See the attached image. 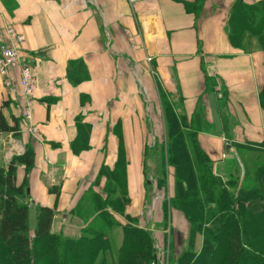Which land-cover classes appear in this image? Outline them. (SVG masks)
I'll return each mask as SVG.
<instances>
[{"label": "crops", "instance_id": "1", "mask_svg": "<svg viewBox=\"0 0 264 264\" xmlns=\"http://www.w3.org/2000/svg\"><path fill=\"white\" fill-rule=\"evenodd\" d=\"M234 1L0 0V43L7 27L21 34L19 54L35 78L31 132L21 118L17 69L13 93L0 77V112L18 128L0 132V167L31 148L32 165L26 173L16 164L14 178H25L29 210L54 208L52 232L80 236L88 223L101 225L98 204H125L122 214L101 210L120 224L164 221L187 234L181 212L164 218L156 157L144 155L164 140L160 94L185 116L186 130L196 129V144L224 179L234 145L264 139L257 96L264 56L255 38L244 49L229 42ZM173 176L169 167L167 197Z\"/></svg>", "mask_w": 264, "mask_h": 264}, {"label": "trees", "instance_id": "2", "mask_svg": "<svg viewBox=\"0 0 264 264\" xmlns=\"http://www.w3.org/2000/svg\"><path fill=\"white\" fill-rule=\"evenodd\" d=\"M227 36L234 47L241 49L246 39L255 38L264 56V0L251 4L235 0L228 14ZM257 96L264 109V82ZM160 103L165 138L161 144L146 147L144 155L156 157L158 176L154 186L162 195L164 218L168 210L175 209L188 222L186 246L173 264H264V158L251 166L244 164L240 175L229 172L224 179L196 144V129H185V116L178 114L163 94ZM17 129V124L8 125L0 112V132L15 133ZM234 146L264 151V139ZM32 153L27 146L22 154L11 158L6 168L0 167V264H149L153 257L150 234L129 221L121 226L107 212V230H101L100 225L93 234L71 238L51 231L54 208L37 206L30 233L26 181L24 178L16 184L14 172L16 164L22 163L27 173ZM169 167L174 182L172 195L167 197ZM117 171L119 165L116 173L106 171L108 179H114ZM107 205L122 210L125 204H98L100 209ZM110 225L119 226L122 237L117 258L105 262ZM197 236L201 241L195 251ZM89 247L92 253H88Z\"/></svg>", "mask_w": 264, "mask_h": 264}, {"label": "rangeland", "instance_id": "3", "mask_svg": "<svg viewBox=\"0 0 264 264\" xmlns=\"http://www.w3.org/2000/svg\"><path fill=\"white\" fill-rule=\"evenodd\" d=\"M246 41H248V39H246ZM164 138H165V134L163 136V139ZM191 142H192V140L188 139L189 145H191ZM237 153H238V155H236V157L234 156L233 159H230V161L228 162V164H230V165L227 168V171H226L227 173L232 172L235 174L238 173L240 175L241 171H242V166L244 164H246L247 166H251L252 163L260 162L264 158V151H262V150H253V149L252 150H245V149L243 150V149L238 148ZM152 164L154 166H157L156 159H155V161L152 162ZM161 198H162V195L160 194L159 199L161 200ZM107 206H110V205H107ZM31 207L32 208L29 210V215H28V217H29L28 226H29L30 233H32L31 229L33 228V225L35 223V210H36L35 205H32ZM111 209L113 211H117V212L122 214L121 210H119V209H114L112 207H111ZM98 211L99 212H98L97 217L99 216L98 217L99 219L97 218L96 222H100L101 230H107L108 224L105 223V220H104L106 211L101 210L100 208H98ZM101 212H102V214H101ZM128 219H129L128 221L131 223V225L138 226V225H136V222L131 217H128ZM125 224L126 223H122L121 226L125 225ZM115 227L116 226L110 225L109 229L112 228V230H114ZM138 227H141L144 230H146L148 232V234H150V238L152 240L151 249L153 252V257L149 260V264H173L175 258L179 255V253L186 246L187 234L184 236V234L180 235L179 232L174 233L173 231H171L170 226H168V224L165 223L164 221H162V223H160V224L148 223L146 227H145V225L138 226ZM97 229H99V227H95V224L93 222L88 223L84 227L82 234L85 236L86 235L88 236L90 234L95 233V231ZM61 235H63V234H61ZM65 236H67V235H65ZM107 236H108V245H107V249L104 250L103 258H104L105 262H111L112 260H115L117 258L116 254L118 253V247H119V244L121 242V237H122L121 228L118 229L117 231L112 232V233L109 232ZM69 237L77 238L78 236L74 235V236H69ZM173 238H174V242H173ZM200 239H201L200 236H197L195 239V246H194L195 251H198V249H199L200 241H201ZM88 250H89L88 253L89 252L92 253V250L90 247L88 248ZM154 257H156V261H154ZM99 260H101V258Z\"/></svg>", "mask_w": 264, "mask_h": 264}, {"label": "built area", "instance_id": "4", "mask_svg": "<svg viewBox=\"0 0 264 264\" xmlns=\"http://www.w3.org/2000/svg\"><path fill=\"white\" fill-rule=\"evenodd\" d=\"M5 33L6 41L0 43V77L7 91L13 93L16 87L12 72L17 69L18 79L16 82L22 97L21 118L26 122L28 129L34 132L35 127L31 124V118L35 78L30 61L19 54L23 36L12 27H7ZM154 261H156V257H154Z\"/></svg>", "mask_w": 264, "mask_h": 264}]
</instances>
